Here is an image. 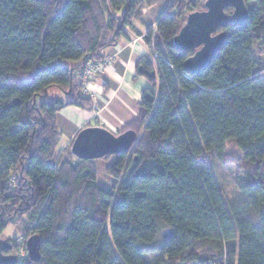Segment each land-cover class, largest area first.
Returning <instances> with one entry per match:
<instances>
[{
	"label": "trees",
	"instance_id": "16d2710c",
	"mask_svg": "<svg viewBox=\"0 0 264 264\" xmlns=\"http://www.w3.org/2000/svg\"><path fill=\"white\" fill-rule=\"evenodd\" d=\"M204 1L172 0L145 32L136 69L149 85L120 129L138 139L102 157L107 188L94 160L71 145L56 153V113L91 107L77 71L138 33L154 0H0V233L13 223L24 241L40 237V259L17 264H264V0H245V21L191 75L193 51L171 39ZM51 88L67 100H47ZM230 147L245 165L243 200L231 206L202 162Z\"/></svg>",
	"mask_w": 264,
	"mask_h": 264
},
{
	"label": "water",
	"instance_id": "95a60500",
	"mask_svg": "<svg viewBox=\"0 0 264 264\" xmlns=\"http://www.w3.org/2000/svg\"><path fill=\"white\" fill-rule=\"evenodd\" d=\"M232 8L231 13L225 9ZM245 0H205L203 8L186 15L183 25L172 37L171 43L182 51H193L184 61L186 71L195 75L207 67L221 48L229 25H241L247 17ZM68 94V92H65ZM138 139V133L131 128L114 134L104 126L93 125L80 129L75 135L70 153L81 160H96L106 155L129 152ZM169 238L171 229L161 232ZM13 243L0 239V264H17V255L11 252ZM28 258L40 259V237L29 236L25 241Z\"/></svg>",
	"mask_w": 264,
	"mask_h": 264
},
{
	"label": "crops",
	"instance_id": "0c3cea01",
	"mask_svg": "<svg viewBox=\"0 0 264 264\" xmlns=\"http://www.w3.org/2000/svg\"><path fill=\"white\" fill-rule=\"evenodd\" d=\"M171 1L154 0V4L146 7L135 24L138 33L128 32L130 38H121L104 50L110 60L103 69L92 75L88 86L92 94L91 107L85 109L65 106L56 113L60 140L64 138L67 143L93 118H97L107 129L116 132L124 123L135 117L141 89L149 85L143 76L137 75L136 69V61L148 53L144 34L149 27H155L158 15ZM61 94L63 93H59V97Z\"/></svg>",
	"mask_w": 264,
	"mask_h": 264
},
{
	"label": "rangeland",
	"instance_id": "374dc122",
	"mask_svg": "<svg viewBox=\"0 0 264 264\" xmlns=\"http://www.w3.org/2000/svg\"><path fill=\"white\" fill-rule=\"evenodd\" d=\"M109 60H110V56L105 54L102 61L96 62V63L102 62V66H101L100 70L103 69L108 64ZM93 62H95V61H93ZM81 69H82V67L78 71H80ZM78 71H77L75 77L80 78ZM96 72H98V71H96ZM93 73H95V72H93ZM93 73L90 76V80L92 78ZM88 82H89V80H88ZM89 84L84 86V88L89 93L88 95L83 94V87H81V93L85 96H91L92 95L91 92L89 91V88H88ZM59 93H61V92L58 89L51 88L50 90H48V95H47L46 99L49 100L52 98L59 97ZM60 98L62 100H67V97L63 94L60 95ZM93 125L103 126L99 123V120L97 118H93L91 120V122L90 121L87 122L84 127L93 126ZM123 125L121 126V128L123 127ZM105 128L107 129V127H105ZM120 131L121 130H116V132H118V133H120ZM111 132H113V131H111ZM113 133L115 134V132H113ZM75 135H74V137H75ZM60 137H61V135H60ZM74 137H72L70 141H67V143H66V141H64V138H62L61 140L59 138L58 144L56 146V153H59L60 155H63V156L66 155L67 148L71 145ZM109 160H110L109 157H105L103 159L99 158V159L94 160L95 165L97 167L98 181L102 186L107 187V188H111L112 184H113V179L106 176L103 172V168L105 167V165L107 164V162ZM202 162L209 164L211 166V168L213 169V171L215 172L217 182L219 184L220 190H221L222 195H223L224 199L226 200L227 204L229 206H231V205H235V204L240 203L243 200V195L239 189V184L242 180L243 172L245 170V165L241 161V158H240V155H239V152L237 151V149H235L234 147L227 148L226 153L222 157H218L215 153H207L206 155H204ZM246 168H247V166H246ZM24 236L25 235L20 234L18 227L13 223L7 224L2 229V231L0 233V239L8 241V242H10L9 240L15 241L16 245H14L11 252H8V253H14L17 255V257L23 256V259H24V255H26V253H27L26 248H25ZM160 242H161V240L159 239L157 241V243L159 244ZM204 254H205V252H204ZM146 257L148 260L153 262L157 257V251L153 252L152 254H147ZM25 262H27V261L24 260V262L22 261L21 263H25Z\"/></svg>",
	"mask_w": 264,
	"mask_h": 264
},
{
	"label": "built area",
	"instance_id": "2783aa9c",
	"mask_svg": "<svg viewBox=\"0 0 264 264\" xmlns=\"http://www.w3.org/2000/svg\"><path fill=\"white\" fill-rule=\"evenodd\" d=\"M101 66H102V62L101 63H96V62H93V61H88L82 67V69L80 71H78V74H79L80 79L82 81L83 94H85V95H88L89 94L88 91L84 88V86L90 83V76H91V74L93 72L99 71L100 68H101ZM88 80H89V82H88Z\"/></svg>",
	"mask_w": 264,
	"mask_h": 264
},
{
	"label": "clouds",
	"instance_id": "9594fccd",
	"mask_svg": "<svg viewBox=\"0 0 264 264\" xmlns=\"http://www.w3.org/2000/svg\"><path fill=\"white\" fill-rule=\"evenodd\" d=\"M18 261V260H17Z\"/></svg>",
	"mask_w": 264,
	"mask_h": 264
}]
</instances>
